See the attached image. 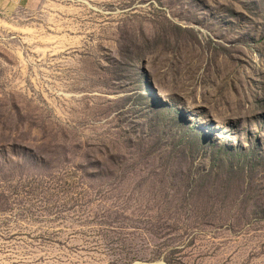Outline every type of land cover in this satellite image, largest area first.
<instances>
[{
	"label": "rangeland",
	"instance_id": "374dc122",
	"mask_svg": "<svg viewBox=\"0 0 264 264\" xmlns=\"http://www.w3.org/2000/svg\"><path fill=\"white\" fill-rule=\"evenodd\" d=\"M0 264H264V0H0Z\"/></svg>",
	"mask_w": 264,
	"mask_h": 264
}]
</instances>
